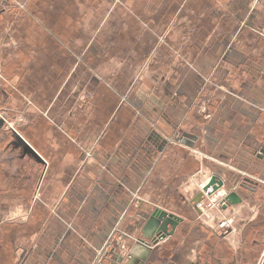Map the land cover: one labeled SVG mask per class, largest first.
<instances>
[{
    "label": "crops",
    "instance_id": "0c3cea01",
    "mask_svg": "<svg viewBox=\"0 0 264 264\" xmlns=\"http://www.w3.org/2000/svg\"><path fill=\"white\" fill-rule=\"evenodd\" d=\"M114 4L106 16L104 0H0L15 27L0 41L16 47L1 105L17 108L0 124L42 158L9 132L0 264H256L264 0H132L128 21ZM211 180L225 205L200 208Z\"/></svg>",
    "mask_w": 264,
    "mask_h": 264
},
{
    "label": "rangeland",
    "instance_id": "374dc122",
    "mask_svg": "<svg viewBox=\"0 0 264 264\" xmlns=\"http://www.w3.org/2000/svg\"><path fill=\"white\" fill-rule=\"evenodd\" d=\"M91 2V0H90ZM106 7H105V14L106 16H108L110 13H112L111 10H113V8L115 6H112V4H116L119 11L123 14H126V16L122 15L120 16V18L123 20H127L128 18H132V0H104ZM114 4V5H115ZM109 8V11H107V9ZM15 27H12V24L9 23L8 21L6 23H4V25L2 26L0 24V36L1 34H5V32H15ZM1 39V37H0ZM12 44L15 46L14 43H4L2 41H0V71H5L6 70V62L11 61V59H8L9 57H13L14 53H16V47L12 46ZM132 46V44H128V43H120L119 45V49L120 50H124L125 48H127L128 46ZM17 46V45H16ZM9 47V49L7 48ZM8 55V56H7ZM12 78H9V87L10 89H12L13 87L16 89V78H13L14 76L16 77L15 72L9 75ZM2 78V76H0V79ZM4 82V80H3ZM4 87V85H1L0 82V97H1V89ZM12 92V93H11ZM9 91L10 95L12 96V98H14L15 96L13 94H15V91ZM11 103V100L9 101ZM2 102H1V98H0V115H3V117H5L8 120H15L16 118V114H17V108L14 105H10V106H6L4 104V107H2ZM2 119V116H0V120ZM8 126V127H7ZM14 132L19 138H22L21 136H19V134H17V132L13 129L12 125L11 127L9 126V124H7L6 121L2 122V124H0V161H9L7 159H10L12 157L13 163L17 162V156L15 154V150L12 149V144L15 143L17 140L16 138H11L10 139V133L9 132ZM9 136V137H8ZM15 141V142H14ZM14 142V143H13ZM8 146V148L6 149V147ZM12 149V150H11ZM6 160V161H5ZM25 176L28 177V175L32 176L33 174V170L31 166L26 165V169H25ZM36 175V172H35ZM261 182V181H259ZM262 183V182H261ZM213 184H208L204 190V192L206 193V196L208 197L209 202L207 204H203L200 203L198 206L201 207H206V208H215V207H222L224 204L223 201H218L216 198H212L211 194L213 193ZM233 226V220L230 218H224L222 219L218 225H217V231L222 235L225 236L227 235L231 228ZM159 243V242H158ZM107 254V251H102L101 255L105 256ZM107 263V262H106ZM109 264V263H107ZM256 264H264V246L262 251H260L259 256L257 258Z\"/></svg>",
    "mask_w": 264,
    "mask_h": 264
},
{
    "label": "water",
    "instance_id": "95a60500",
    "mask_svg": "<svg viewBox=\"0 0 264 264\" xmlns=\"http://www.w3.org/2000/svg\"><path fill=\"white\" fill-rule=\"evenodd\" d=\"M21 139V142L27 146V148H29L38 158L41 156H39L35 150H33V148H31V146H29V144L23 139V138H20ZM212 182H210V184H213L215 181L214 180H211ZM214 189V188H213ZM171 219H172V216L167 214L166 212H163V213H155L153 218L151 219L150 223L153 224H158V223H161L162 224V228H160L159 232H158V236L156 237V239L158 240V238H161L163 237L165 234V229H166V226H169L170 222H171ZM156 240V241H157ZM159 241V240H158Z\"/></svg>",
    "mask_w": 264,
    "mask_h": 264
}]
</instances>
